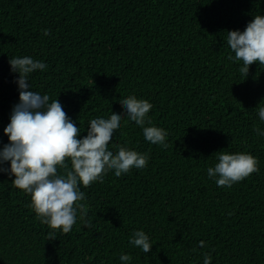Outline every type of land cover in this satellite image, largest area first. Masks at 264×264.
I'll list each match as a JSON object with an SVG mask.
<instances>
[{"label":"trees","instance_id":"16d2710c","mask_svg":"<svg viewBox=\"0 0 264 264\" xmlns=\"http://www.w3.org/2000/svg\"><path fill=\"white\" fill-rule=\"evenodd\" d=\"M255 15L264 0H0V148L19 102L9 59L22 56L47 64L29 75L31 89L58 99L81 137L129 95L148 100L168 132L167 148L153 145L123 117L109 150L147 153V166L81 187L88 224L78 214L55 240L30 195L0 173V264H124L122 254L128 264H204V253L211 264H264V136L254 131L264 130V65L246 78L227 44ZM221 150L250 153L259 171L218 187L207 169ZM137 230L147 254L129 243Z\"/></svg>","mask_w":264,"mask_h":264},{"label":"clouds","instance_id":"9594fccd","mask_svg":"<svg viewBox=\"0 0 264 264\" xmlns=\"http://www.w3.org/2000/svg\"><path fill=\"white\" fill-rule=\"evenodd\" d=\"M44 30V35H49ZM227 44L233 55L230 61H242L239 72L247 78L250 66L264 65V15H255L243 31H227ZM11 72L18 73L19 102L12 108L10 122L4 128L8 143L0 148V173L14 176L12 184L30 195V208L41 224L51 231L48 240H55L57 231L69 233L77 222L79 214L82 223L86 211L85 193L81 187H90L94 182H103L104 176L114 170L117 177L127 174L132 168L143 169L149 161V154L132 150L126 145H116L115 153L109 144L121 120L127 117L139 126L146 141L167 148L168 132L153 125L148 116L153 105L146 99L129 95L119 101L123 112H112L110 118L91 119L87 134L81 137L80 127L64 111L58 99L49 102L47 94L33 91L29 75L37 70H46L47 64L31 56L9 59ZM261 121H264V100L256 107ZM254 131L264 136L259 127ZM217 163L207 169L218 187H232L252 173L259 171L258 160L250 153H216ZM70 161V163H69ZM9 163L10 167L3 165ZM129 243L147 254L152 244L143 230L135 231ZM204 246V242H201ZM204 264H211L212 256L204 253ZM132 259L122 254L124 264Z\"/></svg>","mask_w":264,"mask_h":264}]
</instances>
